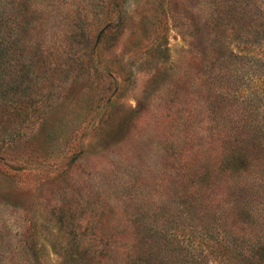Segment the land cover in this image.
<instances>
[{
	"label": "rangeland",
	"instance_id": "1",
	"mask_svg": "<svg viewBox=\"0 0 264 264\" xmlns=\"http://www.w3.org/2000/svg\"><path fill=\"white\" fill-rule=\"evenodd\" d=\"M28 11L30 88L0 108V264L35 253L63 264L115 244L121 258L142 223L189 239L197 264H264L262 230L244 215L190 210L198 189L208 209H230L226 182L214 190L197 175L240 135L241 104L226 94L264 90V0H31ZM219 68L232 82L213 79ZM248 123L264 124V111Z\"/></svg>",
	"mask_w": 264,
	"mask_h": 264
},
{
	"label": "trees",
	"instance_id": "2",
	"mask_svg": "<svg viewBox=\"0 0 264 264\" xmlns=\"http://www.w3.org/2000/svg\"><path fill=\"white\" fill-rule=\"evenodd\" d=\"M7 1L10 6V15L8 18H4L3 0H0V108L5 110L12 108L13 111L25 102L19 100L18 95L20 92L30 88V77L27 70L33 67L34 54L32 55L31 50L37 43L34 42V34L29 32L24 25L31 17L28 14V2L31 0ZM15 3L19 6L18 9L13 6ZM21 20L23 25L20 26L18 22ZM5 23H9L10 26L4 31V28H7L4 26ZM260 24L264 25V21H261ZM250 68L252 69L251 65H249L248 70ZM225 69L219 68V72L212 73L213 79H225L228 80L227 83H230L231 75L228 69ZM257 78L260 85L264 84V76L258 75ZM229 96L233 101L241 104L240 111L243 122L239 125L240 130L236 129L240 132V135L234 136L232 141L228 140V146H230L228 152L222 158H217L219 167L215 172L206 170L199 173L197 177L200 179L199 184L209 183V186L214 184L212 187L214 190L220 184L226 182L227 190L225 194L228 197L225 198V202H227V205L229 204L230 209L221 211L218 209V203L213 206L212 210L211 208L208 209L209 204L203 202L202 194L199 193L200 189H198V192L196 191L194 199L193 194H191L187 200L193 199L190 210L194 211L197 220L202 219L204 216L216 217L217 214L219 216L225 215L224 219L234 215L240 218L244 215L245 222L243 223L245 225H248L249 228L258 227L262 230V232H257L258 237L253 248L258 258H264V228H262L264 227V219L257 220L254 218L256 207H260L261 201L257 200L260 198L263 189L264 124L261 126L253 125L248 130L251 125L248 120L251 122V116L258 111L261 113L264 111V90L249 93V91L242 90L239 86L231 95L226 94V98ZM12 111L9 113H12ZM239 170L241 172H238ZM255 173H258L261 177L249 181L248 179L252 178ZM236 176L237 178H235ZM228 177H231L230 181H228ZM198 223H194V226ZM239 223L241 224L242 221ZM142 225L143 227H140L138 232H128L129 234L121 238V243H123L121 247H126L123 254L120 255L121 258L117 255L113 256L115 244L111 249V254L101 253V250L88 253L86 250L79 256L70 254L64 263L118 264L121 261V264H197L194 252H190L193 243L189 239L185 237L183 239L172 238L174 232L152 229L146 227L144 223ZM229 232L232 231L229 230ZM103 240L107 241V239ZM173 243L175 245L171 247L170 245H173ZM128 246L129 248H127ZM97 252L99 256L105 254V259H101L99 262L98 259L94 261V255L96 256ZM32 256H34V260H32L34 263H31L40 264L38 258H36V253Z\"/></svg>",
	"mask_w": 264,
	"mask_h": 264
}]
</instances>
